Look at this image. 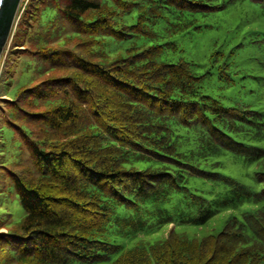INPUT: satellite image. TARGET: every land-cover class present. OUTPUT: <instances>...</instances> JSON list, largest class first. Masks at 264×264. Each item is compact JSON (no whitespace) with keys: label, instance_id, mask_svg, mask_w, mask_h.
<instances>
[{"label":"trees","instance_id":"obj_1","mask_svg":"<svg viewBox=\"0 0 264 264\" xmlns=\"http://www.w3.org/2000/svg\"><path fill=\"white\" fill-rule=\"evenodd\" d=\"M221 4L21 0L0 68L7 86L26 76L0 93V200L15 197L23 214L0 208V264H264L262 114L201 92L187 60L157 58L163 43L105 50ZM225 152L250 167V183L223 168ZM223 210L213 233L175 227Z\"/></svg>","mask_w":264,"mask_h":264},{"label":"rangeland","instance_id":"obj_2","mask_svg":"<svg viewBox=\"0 0 264 264\" xmlns=\"http://www.w3.org/2000/svg\"><path fill=\"white\" fill-rule=\"evenodd\" d=\"M218 2L224 5L221 4L213 11L188 12L187 17H183L184 25L180 27V31L169 33L166 26L172 19L161 18L153 26L156 31L155 37L132 35L120 42L111 40L106 43L105 50L109 57L118 54L125 56L127 48L136 46L142 49L147 45L163 43L164 49L157 58L163 61L187 60L193 71L197 75H202L201 92L219 100L224 105L235 107L245 105L258 110L264 118V1L218 0ZM52 13L50 9L44 10L43 18L49 19ZM15 22L14 19L12 28ZM5 50L6 47L3 51ZM32 74L31 69L27 75L32 76ZM25 78L26 76L22 75L13 80L9 86L0 81V90H6L0 92L1 95L10 96ZM217 159L223 168L235 174L238 180L250 183L248 172L250 167L244 165L241 158L225 152ZM189 179L188 184L191 186L194 178ZM198 187L215 193L221 190L219 186H213L211 182L201 181ZM7 204L10 206L13 218L19 219L23 210L15 197L9 202L0 200V208ZM228 212L220 211L201 225L176 224L175 227L190 236L200 237L217 231L224 223ZM167 228L168 226L158 228L149 236H163Z\"/></svg>","mask_w":264,"mask_h":264},{"label":"water","instance_id":"obj_3","mask_svg":"<svg viewBox=\"0 0 264 264\" xmlns=\"http://www.w3.org/2000/svg\"><path fill=\"white\" fill-rule=\"evenodd\" d=\"M20 0H0V57L10 39Z\"/></svg>","mask_w":264,"mask_h":264},{"label":"clouds","instance_id":"obj_4","mask_svg":"<svg viewBox=\"0 0 264 264\" xmlns=\"http://www.w3.org/2000/svg\"><path fill=\"white\" fill-rule=\"evenodd\" d=\"M19 6H20V4H19ZM18 8H19V7H18ZM17 12H18V9H17L16 14H15V17H14L15 20H16ZM13 29H14V28H13ZM12 32H13V30H12ZM11 34H12V33H11ZM10 38H11V36H10ZM9 41H10V39H9ZM8 43H9V42H8ZM8 43H6L5 47H7ZM5 47H4V49H5ZM4 49H3V50H4ZM3 53H4V51H3L2 54H1L0 62L2 61L1 58H2Z\"/></svg>","mask_w":264,"mask_h":264}]
</instances>
